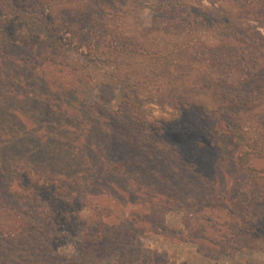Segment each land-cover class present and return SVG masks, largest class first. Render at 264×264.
I'll use <instances>...</instances> for the list:
<instances>
[{
  "label": "rangeland",
  "instance_id": "rangeland-1",
  "mask_svg": "<svg viewBox=\"0 0 264 264\" xmlns=\"http://www.w3.org/2000/svg\"><path fill=\"white\" fill-rule=\"evenodd\" d=\"M157 1L165 0H144ZM180 1L201 12L231 0ZM139 19L149 26L155 16ZM47 53L0 48V237L45 223L31 243L43 251L39 242L51 240L50 264H82L86 251L93 264H264L261 252L228 246L230 216L242 223L245 208L262 219L264 204L209 100L210 112L145 105L152 118L142 124L119 89L53 65ZM103 224L123 233L103 240Z\"/></svg>",
  "mask_w": 264,
  "mask_h": 264
},
{
  "label": "trees",
  "instance_id": "trees-1",
  "mask_svg": "<svg viewBox=\"0 0 264 264\" xmlns=\"http://www.w3.org/2000/svg\"><path fill=\"white\" fill-rule=\"evenodd\" d=\"M145 10L155 16L149 26L139 19ZM201 28L214 32L212 38L201 37ZM9 45L43 47L51 64L119 89L142 124L152 118L145 105L203 112L209 109L202 101L209 100L211 113L224 122L221 135L247 167L255 202L264 204V0H231L201 12L180 0H0V48ZM5 76L0 65V87ZM239 115L248 116L243 125L236 124ZM242 212V223L229 218L235 232L226 234L233 240L228 246L261 252L264 262V217ZM28 226L0 237V264H50L51 240L39 242L43 251L31 243L46 231L45 223L39 231ZM99 231L108 240L123 233L106 224ZM54 236L57 242L60 234ZM93 254L86 251L82 264L96 262Z\"/></svg>",
  "mask_w": 264,
  "mask_h": 264
}]
</instances>
